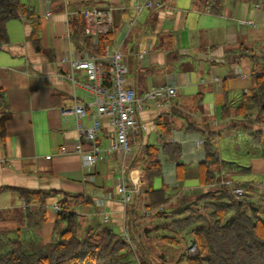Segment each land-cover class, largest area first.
<instances>
[{
	"label": "crops",
	"instance_id": "0c3cea01",
	"mask_svg": "<svg viewBox=\"0 0 264 264\" xmlns=\"http://www.w3.org/2000/svg\"><path fill=\"white\" fill-rule=\"evenodd\" d=\"M153 1V7L139 10L137 0H51L52 16L45 19L46 0H21L26 12L8 22V39L0 44V120L8 115L0 129V231L12 234L25 229L27 214L33 212L40 222L36 233L49 244L55 235L57 206L65 198L72 206L80 195L89 200L75 207L86 226L103 225L119 235L125 229L134 234L142 231L143 235L147 224L139 226L145 218L142 198L149 185L141 150L147 145L162 147L166 141L178 144L181 153L175 161L162 157L158 183L169 188L174 198L198 196L212 186H233L240 182L235 176L245 173L264 176V158L254 157L247 158L250 170L245 166L236 170L241 174H235L224 167L227 173L222 181L200 185L204 136L196 131L223 128L224 107L234 115L244 94L250 96V59L237 60L227 51L240 46L264 50V0H223L219 13L203 0ZM86 6L110 10L111 22L103 25L102 34L110 33L106 46L122 51L127 85L137 95L170 82L179 86L169 106H150L138 115L147 128L137 142L132 141L133 155L124 158L118 151H106L92 173L84 163L92 144L79 136L76 118L63 114V109L83 104L87 116L82 123L91 126L96 113L85 87L86 71L73 65L75 59L98 55L83 49L90 37L82 30L81 9ZM37 28L39 49L31 40ZM38 79L43 80L41 86L36 84ZM100 121L96 145L106 149L113 129L106 117ZM234 135L220 142L228 158L233 156ZM177 163L186 166L183 179L177 177ZM123 181L136 192L133 202H123ZM34 192L52 194L43 205L38 199L26 204V193ZM173 204L174 200L167 208Z\"/></svg>",
	"mask_w": 264,
	"mask_h": 264
},
{
	"label": "trees",
	"instance_id": "16d2710c",
	"mask_svg": "<svg viewBox=\"0 0 264 264\" xmlns=\"http://www.w3.org/2000/svg\"><path fill=\"white\" fill-rule=\"evenodd\" d=\"M203 1L205 4L212 3L211 11L214 13L220 12L223 0ZM25 12L26 7L21 0H0V44L8 39V22L20 18ZM82 30L84 33L83 24ZM109 38L110 33L86 37L83 49L102 55ZM31 40L39 49L38 28L34 29ZM227 54L234 55L237 60L250 59L251 94H244L235 107L234 115L231 109L224 107V115H221L223 128L196 129L204 136L205 160L198 165V180L202 186L222 181L227 173L224 167L241 174L236 170H245L243 157L264 158V50L240 46L228 50ZM7 117L5 115L0 120V129ZM233 132L234 152L228 158L220 142ZM180 153L178 144L167 141L162 147L147 145L141 150L145 179L149 185L142 202L151 214L145 216L144 222L139 225L144 227L147 224L140 237L142 243L131 245L110 227L83 224L75 207L89 200L77 195L72 206L66 198L60 202L55 235L49 244H45L36 233L40 222L35 220L33 212L27 214L25 229H17L12 234L0 231V264H169L164 254L154 256L146 243L158 237L162 248L183 249L180 234L185 231L194 236L192 239L198 254H183L176 264H264V196L257 193L256 186H253L255 183L240 181L233 186H212L198 196L177 195L174 198L169 188L157 189L154 182L163 174L162 157L175 161ZM246 170L250 168L247 166ZM176 171L178 179H183L186 166L177 163ZM237 187L243 189V195L234 193ZM51 194L26 193L25 203L38 199L43 205ZM173 200L175 204L167 208ZM151 221L153 225L150 226ZM27 231L31 234L27 235Z\"/></svg>",
	"mask_w": 264,
	"mask_h": 264
},
{
	"label": "built area",
	"instance_id": "2783aa9c",
	"mask_svg": "<svg viewBox=\"0 0 264 264\" xmlns=\"http://www.w3.org/2000/svg\"><path fill=\"white\" fill-rule=\"evenodd\" d=\"M45 4L44 18L51 19V1L46 0ZM154 4L153 0H137L136 7L141 10L153 7ZM81 14L85 21V36L97 37L98 34L106 31L103 25L111 22L109 10L87 6L81 9ZM150 47L151 42L148 43V49ZM143 56L144 53L139 54L140 59ZM73 65L75 68L86 71L88 81L85 87L92 96L96 113L91 126L82 123V119L87 116V107L83 104L65 108L63 114L73 115L76 118L79 136L92 144L91 150L84 156L85 166L91 173L104 159L106 151H118L124 158L131 157L134 153L132 141L137 142L147 128L144 123L138 120V115L150 106L156 108L169 106L179 94L178 84L170 82L164 86L154 87L141 96L137 95L136 90L127 85V62L120 49L106 46L102 55H87L75 59ZM68 77L73 80L75 85H80V82L75 80L72 74H69ZM36 84L41 86L43 80L38 79ZM101 116L109 120L113 129L106 149L96 145L102 127ZM120 190L123 202L129 203L133 200L135 190H131L125 181L121 183ZM235 193L242 195L244 191L237 188ZM143 210L145 214L149 213L147 209ZM57 211H60L59 206H57ZM103 216V220L107 222L108 215L104 214Z\"/></svg>",
	"mask_w": 264,
	"mask_h": 264
},
{
	"label": "rangeland",
	"instance_id": "374dc122",
	"mask_svg": "<svg viewBox=\"0 0 264 264\" xmlns=\"http://www.w3.org/2000/svg\"><path fill=\"white\" fill-rule=\"evenodd\" d=\"M223 151H224V149H223ZM243 158L244 159H243L242 165L249 166L247 157H243ZM235 179H237L238 181H244V182H248V181H252V180L259 181L258 183L255 182V185H253V186L254 187L256 186V191L258 194L264 196V176H259V175L257 176L254 174L246 173L243 175L235 176ZM155 185H156L155 188H157V189L162 188V186L158 183V179L155 180ZM143 214L142 215L144 217L151 215V214H145V213H143ZM149 225L150 226L153 225V222L151 221L149 223ZM140 229H142V228H140ZM125 232H127V233H125ZM188 232L189 231H185V232H182L180 234V237H182L183 249H179V248L174 249V248L169 247V246H164L162 248V246L160 245V242H159L160 239L158 237L156 239L154 238L153 242L151 240L147 241L146 245L148 248H150L152 250V253L154 254V256L164 254L167 257V260H166L167 263L176 264V262L179 260V257H181V255H183V254L190 255V256H195L198 254V249H197L196 244L194 243V241L192 239L194 236L191 234V232L190 233H188ZM139 233H142V231H139L136 234H134L133 230L131 233V232H129L128 229L127 230L125 229L124 234H122L120 236L123 237V239L127 240L131 245L134 243L137 246V243H142V240L140 239L141 234H139ZM131 234L135 235V237L137 238L136 241H134L135 237L133 238V236ZM148 242L153 243L156 246H154L153 244H150ZM155 259L156 258H153V260H155Z\"/></svg>",
	"mask_w": 264,
	"mask_h": 264
}]
</instances>
